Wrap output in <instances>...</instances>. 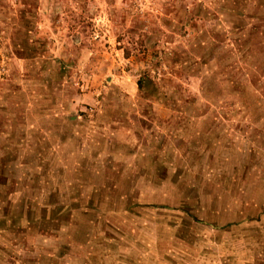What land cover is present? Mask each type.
Returning a JSON list of instances; mask_svg holds the SVG:
<instances>
[{
    "label": "rangeland",
    "instance_id": "1",
    "mask_svg": "<svg viewBox=\"0 0 264 264\" xmlns=\"http://www.w3.org/2000/svg\"><path fill=\"white\" fill-rule=\"evenodd\" d=\"M0 264H264V0H0Z\"/></svg>",
    "mask_w": 264,
    "mask_h": 264
}]
</instances>
